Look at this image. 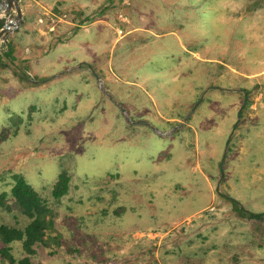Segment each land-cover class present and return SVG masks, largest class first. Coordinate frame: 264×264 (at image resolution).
<instances>
[{
  "label": "rangeland",
  "instance_id": "rangeland-1",
  "mask_svg": "<svg viewBox=\"0 0 264 264\" xmlns=\"http://www.w3.org/2000/svg\"><path fill=\"white\" fill-rule=\"evenodd\" d=\"M19 5L0 40V225L30 221L18 174L52 226L28 250L0 240V264H264V0Z\"/></svg>",
  "mask_w": 264,
  "mask_h": 264
},
{
  "label": "trees",
  "instance_id": "trees-1",
  "mask_svg": "<svg viewBox=\"0 0 264 264\" xmlns=\"http://www.w3.org/2000/svg\"><path fill=\"white\" fill-rule=\"evenodd\" d=\"M14 184L10 188V195L12 196L15 205L19 212L30 219L29 223L23 230L0 225V240L3 243H9L14 240H20L24 243L27 250L37 241H41L45 229L52 226V210L47 206L46 202L39 196V194L25 181V179L18 175H13ZM69 178L65 174H61L52 189V196L54 199H59L67 192ZM6 192L0 193V205L9 209L8 204L5 203ZM231 203L233 210L238 215H243L248 218H260L261 213L248 212L239 203L231 198H227ZM3 254L7 256L6 249ZM9 260H15L10 257ZM23 264H27L25 259Z\"/></svg>",
  "mask_w": 264,
  "mask_h": 264
},
{
  "label": "water",
  "instance_id": "water-1",
  "mask_svg": "<svg viewBox=\"0 0 264 264\" xmlns=\"http://www.w3.org/2000/svg\"><path fill=\"white\" fill-rule=\"evenodd\" d=\"M14 9L16 11V21L5 22L3 27L0 29V40H3L5 36L13 30V28L21 23V11L18 5V0H0V15L8 10ZM14 22L15 26H12Z\"/></svg>",
  "mask_w": 264,
  "mask_h": 264
},
{
  "label": "flooded vegetation",
  "instance_id": "flooded-vegetation-1",
  "mask_svg": "<svg viewBox=\"0 0 264 264\" xmlns=\"http://www.w3.org/2000/svg\"><path fill=\"white\" fill-rule=\"evenodd\" d=\"M18 5H19V0H18ZM19 8H20V5H19ZM21 11V10H20ZM9 12H12V13H14V19L13 20H11V21H16V11L14 10V9H11V10H8V11H6V12H4V13H9ZM2 17V15H0V18ZM21 20H22V16H21ZM10 20H8V21H6V22H9ZM3 27V25L2 26H0V29ZM12 31V30H11Z\"/></svg>",
  "mask_w": 264,
  "mask_h": 264
},
{
  "label": "bare ground",
  "instance_id": "bare-ground-1",
  "mask_svg": "<svg viewBox=\"0 0 264 264\" xmlns=\"http://www.w3.org/2000/svg\"><path fill=\"white\" fill-rule=\"evenodd\" d=\"M14 24H15V23H14V22H12V26H15Z\"/></svg>",
  "mask_w": 264,
  "mask_h": 264
}]
</instances>
